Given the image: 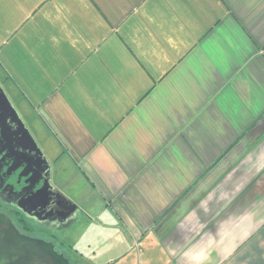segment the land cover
<instances>
[{"label": "crops", "instance_id": "crops-1", "mask_svg": "<svg viewBox=\"0 0 264 264\" xmlns=\"http://www.w3.org/2000/svg\"><path fill=\"white\" fill-rule=\"evenodd\" d=\"M0 54L100 264H264V0H0Z\"/></svg>", "mask_w": 264, "mask_h": 264}, {"label": "water", "instance_id": "water-1", "mask_svg": "<svg viewBox=\"0 0 264 264\" xmlns=\"http://www.w3.org/2000/svg\"><path fill=\"white\" fill-rule=\"evenodd\" d=\"M4 139L17 156L16 160H23L15 169L29 167L28 173L20 176L29 175L31 180L36 179L35 183H41L27 194L24 189L20 190L16 208L48 227L64 225L74 219L77 207L51 185L49 162L0 85V140ZM2 153L5 154V149ZM0 264L75 263L56 251L53 242L20 233L11 219L0 212Z\"/></svg>", "mask_w": 264, "mask_h": 264}, {"label": "flooded vegetation", "instance_id": "flooded-vegetation-1", "mask_svg": "<svg viewBox=\"0 0 264 264\" xmlns=\"http://www.w3.org/2000/svg\"><path fill=\"white\" fill-rule=\"evenodd\" d=\"M6 142L8 141L5 139L0 140V212L6 214L11 219L20 233L54 242L57 237L54 232H51V229L60 225L48 227L45 224L38 223L37 220L28 217L16 208L17 202L21 197L18 195L19 191L24 189L23 192L27 194L31 190L39 188L41 183H35L36 179L33 178L31 180L29 175L20 176L21 173H28L29 167H24V170L15 169V166L22 159L16 160L17 156L8 148ZM3 149H5V154L2 153ZM28 180H31V182L29 183Z\"/></svg>", "mask_w": 264, "mask_h": 264}, {"label": "rangeland", "instance_id": "rangeland-1", "mask_svg": "<svg viewBox=\"0 0 264 264\" xmlns=\"http://www.w3.org/2000/svg\"><path fill=\"white\" fill-rule=\"evenodd\" d=\"M0 58H1V54H0ZM2 64L3 63L0 59V85L2 86L7 97L9 98L10 102L13 105L14 104L13 103L14 95L12 94L13 91H11L12 89H11L10 85L7 83V81L4 80L5 79V70H4L5 68ZM13 107H14V105H13ZM15 110L17 111L16 108H15ZM17 113L19 114V116L23 120L24 124L27 125V123H28L27 116L24 115L25 118H23L22 115L20 114V112L17 111ZM36 138L39 142L37 144L42 145L40 139H38V137H36ZM51 179L54 180L55 178L52 176ZM69 190H71V189H69ZM73 191H70L67 193L74 200H77V197H78L77 194H78L79 190H78V188H76ZM99 225L100 224H96L94 226V224H92V223L90 224L89 221H87V220L84 221L81 219H75V220L72 219V220L68 221L67 224L60 225L58 227H53L51 229V232H54L58 241H61L63 238V240L66 241L67 243L70 242L71 245L75 249H77V254L79 255V256L78 255L77 256L81 257V260L84 262V264H100L106 258V255H107L106 249L108 248L109 243H108V240L104 237L107 229H105L104 227L99 226ZM101 230H104V231H101ZM57 239L54 241L55 243L53 242L55 245L56 251L62 253L65 257H67L66 251L63 249V247L60 246ZM68 259L72 263L74 262L70 258H68Z\"/></svg>", "mask_w": 264, "mask_h": 264}]
</instances>
